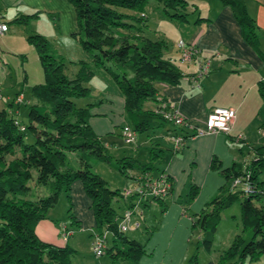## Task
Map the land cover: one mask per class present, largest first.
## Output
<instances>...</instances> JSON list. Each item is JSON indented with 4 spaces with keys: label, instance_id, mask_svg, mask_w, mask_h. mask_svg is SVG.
<instances>
[{
    "label": "trees",
    "instance_id": "obj_1",
    "mask_svg": "<svg viewBox=\"0 0 264 264\" xmlns=\"http://www.w3.org/2000/svg\"><path fill=\"white\" fill-rule=\"evenodd\" d=\"M66 1L74 7L79 34L83 36L80 38L83 49L93 53L91 63L108 74L123 96L124 111L131 124L128 127L138 135L170 124L160 113L142 107L146 102H154L157 110H168L167 101L157 98L156 83L176 86L184 74L176 59L164 55V41L144 36L148 23L145 10L151 1H155L163 6L169 19L188 23V1ZM218 1L230 8L244 41L264 63V53L245 1ZM120 9L132 14L122 13ZM32 17L37 14L21 16L13 23L26 25ZM199 21L201 19L197 18L196 22ZM27 43L39 58L43 83L32 88L36 103L29 109L27 127L15 118H6L4 112L0 113V264H71L70 258L76 251L68 245L60 247L41 241L35 228L48 218L49 210L58 203L61 193L72 205L70 192L76 182L82 184L91 202L95 233L107 235L104 252L111 262H138L146 255L144 244L118 228L123 215H118L114 204L124 195L118 190H110L102 178L90 171V160L112 163L109 151L89 124L92 116L89 107H77L74 103V99L89 96L90 89L86 84L94 78V72L89 65L80 62L75 77L68 78L64 74L63 59L49 54L45 37L34 34L27 37ZM214 56L198 51L200 62H211ZM258 92L264 105V82L258 84ZM27 130L34 135L33 144L24 142ZM16 147L20 148L21 156L7 163L5 156H14ZM68 153L76 155L80 164L78 169L68 165ZM115 165L126 178L134 169L141 171L142 176L153 169L151 164H140L128 157L117 160ZM210 168L219 171L220 162L213 158ZM32 169L37 171V184L48 190V196L38 199L18 197L19 193L30 189L27 182L32 179ZM263 171L264 146H261L252 149L248 160L221 171L226 184L199 214H193L194 225L203 235L200 249L210 252L221 211L234 203L241 206L243 232L251 231V234L237 235L230 247L219 254L216 264H243L245 261L251 264L264 255V208L254 204L264 197V182L259 181ZM165 178L171 184L170 179ZM236 180L244 189L235 191L233 183ZM197 194L198 189L192 188L188 201H193ZM148 201L163 208L167 206L165 198H150ZM132 206L130 204L127 209L131 210ZM108 236L111 237L110 247L107 246Z\"/></svg>",
    "mask_w": 264,
    "mask_h": 264
},
{
    "label": "crops",
    "instance_id": "obj_2",
    "mask_svg": "<svg viewBox=\"0 0 264 264\" xmlns=\"http://www.w3.org/2000/svg\"><path fill=\"white\" fill-rule=\"evenodd\" d=\"M244 1L246 10L254 21L260 49L264 53V0ZM210 12L211 10L204 16L199 15L201 19L199 22H196L198 17L194 20L189 17L188 23H180L178 26V41L193 46L203 54L215 55L210 62L207 75L198 78L197 83L191 81L192 77L189 76L197 74L198 63H190L186 71H183L180 65L185 64L178 63L180 54L177 51V58L170 57L177 60L184 74L183 79L176 86L156 83L157 98H163L168 106L177 109L187 126L166 125L160 128L162 132H154L153 136L141 140L139 144L137 137L134 143H125V145H135V154L140 151V147L144 146L142 149L146 150L149 142L157 145L156 155L161 160L162 167L158 169V174L154 175L151 172L148 174L155 178L168 177L172 188L171 193L165 197L167 206L163 208L156 203L159 206L158 210L153 208L154 203H150L149 198L137 196L147 205H143V211L136 208L140 210V218L134 217L135 230L129 228L134 233V237L130 238L144 244L146 255L133 264H188L194 255L197 260L199 258L198 261L202 260L201 264H216L221 250H226L236 235V231L230 227L224 243L218 248L214 246V239L212 250L206 252L200 249L203 235L201 230L194 231L199 227L194 225L192 216L199 214L226 184L221 171L230 169L234 164L242 163L251 157V152L248 157L245 156L244 146L250 147L251 151L253 148L261 147V145L253 147L251 141L255 139L254 135L259 133V130H264V127L262 128L264 105L258 92V84L264 82V63L255 50L244 41L241 28L230 8L217 6L212 13ZM0 13L8 24V32L0 37L1 41L7 50L16 54H23L22 52L32 48L27 43V37L31 35L38 34L47 38L45 32L57 27L59 33L65 36L76 31L75 10L65 0H0ZM34 14H37V17L30 18L26 25L14 23L23 27V30H19L18 26L16 30H11V23L16 19ZM16 39L21 42L18 50L14 45ZM89 89V97L94 99L93 103L88 105L92 115L89 124L103 140V134L112 135L113 127L117 126L112 120L115 114L114 102L109 92L97 91L92 86ZM120 100L123 101L124 110V100L123 98ZM155 106L156 103L152 102L151 108L147 110L152 111ZM214 108L235 111L230 132L199 134L205 129L207 116ZM176 135L184 139V145L177 151L174 150L172 141V137ZM239 135L245 137L243 142L235 141ZM119 136L122 139L121 131ZM104 143L108 151L110 144L114 146V143ZM240 156L244 158L243 161L239 160ZM144 158L137 159L135 155L132 159L145 164ZM213 158L220 162L219 171L210 168ZM130 177L138 188L139 181L143 177L141 171L140 176L130 175ZM79 183H74L71 188L72 209L75 222L82 231L90 233L89 240L85 238L84 241L89 251L92 247V231L95 232V220L91 202L85 195L82 184ZM192 188H197L198 194L193 201H188V194ZM132 207L135 208L134 205ZM151 213L150 218L145 216ZM35 232L45 243L60 247L68 245L75 251L82 241L81 234H74L72 229L71 234L65 238V234L69 232L67 224L64 223L59 227L49 218L40 221L36 225ZM138 236L143 239H137ZM107 240V246L110 247L111 237L108 236ZM262 258L256 264H264ZM198 261L197 264H200Z\"/></svg>",
    "mask_w": 264,
    "mask_h": 264
},
{
    "label": "rangeland",
    "instance_id": "obj_3",
    "mask_svg": "<svg viewBox=\"0 0 264 264\" xmlns=\"http://www.w3.org/2000/svg\"><path fill=\"white\" fill-rule=\"evenodd\" d=\"M66 1V0H65ZM187 14L188 18L190 17L192 20L195 18H199V15L204 16L206 13L211 10L216 9L217 6H223L218 0H187ZM74 10V7L66 1ZM120 12L132 14V12L120 9ZM146 16L148 19L147 28L144 30V36L156 40V41H164L166 44V49L164 50V55L167 57H175L177 54V44L179 39V31L178 26L180 23L174 20L169 19L164 10L163 6L156 3L155 1H151L146 7ZM75 28L76 31L71 33L69 36H65L63 33H59L58 27L55 29H47L49 32H45L47 38L49 54L54 55L56 57L62 58L64 61V74L68 78H74L75 74L79 70L80 62H84L90 66L92 71L94 72V78L86 84L87 88H96L98 90H105L109 92L112 96V100L114 102V116L112 120L115 122V126L112 129V135L103 134V141L106 143H114V146L110 144V151L108 152L111 156L112 163H106L98 160H90V171L102 178L106 183L107 187L114 191L118 190L122 194H126L127 191L132 193L131 196L124 197L120 199L118 203H115L114 206L118 215L122 216L128 209L127 206L133 204L135 208H140L143 211V205L147 203L143 201L140 204V199L136 196V191L138 190L136 182L131 179V177L126 178L124 175L120 173L118 168H116L117 160L121 159L123 156H127L129 158L135 157L137 155V159L144 158L145 155V164H151L153 169L150 171L154 175L158 174V169L162 167L161 160L157 157L158 146L154 143H148L149 146L146 150L140 147V151L135 154L134 148L135 145H125L123 138L121 139L119 136L120 131L122 132V127L130 126V120L127 117L126 112H124L123 101L120 100L123 98L120 90L114 84L112 79L108 76V74L102 69L93 66L91 63L93 53L90 51H86L83 49L80 38L83 39L82 34H79V27L77 23V17H75ZM16 26L14 23H11V30H16ZM19 30H23V27H17ZM27 30V29H26ZM14 45L17 50L20 47L21 42L16 39L14 40ZM178 41V42H177ZM29 50V51H28ZM27 52H22L23 54H16L11 50H7V48L3 45V42L0 38V113L4 112L6 118H15L19 121L20 124L27 127L29 124L28 116L29 109L33 106L36 101L32 96V88L35 85L43 83V72L39 62V58L36 55L33 48L28 49ZM21 51V50H20ZM177 58V56H176ZM179 63V62H178ZM183 71H186V68L189 64L180 65ZM107 82H106V80ZM117 95V96H116ZM93 96V95H92ZM94 101L93 98H80L74 99V103L77 107H88L89 104H92ZM122 101V102H121ZM152 106V102H146L142 109L147 110ZM125 113V114H124ZM263 116V115H262ZM264 120V118H263ZM171 125V124H168ZM162 129H157L155 131H150L148 133L138 134L137 144L140 143L141 140H147L150 136H153L154 132H162ZM256 133V131H255ZM264 130H259V133L254 135L256 141H251V144L264 146ZM258 135V140H257ZM263 136V138H262ZM136 139V138H135ZM24 142L26 144L34 143V135L30 131L25 132ZM134 143V142H133ZM174 148V143H173ZM245 156H249L251 152L250 147L244 146ZM251 155V154H250ZM21 156V150L19 147L14 149V156H5V161L8 163L15 157ZM68 165L74 169H78L80 167L79 161L75 154L68 153ZM243 157H239L240 161H243ZM129 175L131 176H140V171L134 169L129 171ZM37 179V171L32 169V179L27 182V186L30 188L26 192H21L18 194V197L24 199H38L40 197L48 196V190L36 182ZM259 181L264 182V171L259 175ZM80 184V183H79ZM244 189L243 185H237L235 191H239ZM264 189V188H263ZM256 206H262L264 208V197L258 202H254ZM153 208L158 210V205L154 203L152 205ZM133 209V208H132ZM140 210H133V216L130 220V230H135V226L133 223L134 217L135 219L140 218ZM74 210L72 209V205L66 199L65 194L61 193L59 195L58 203L49 210L47 217L57 224L59 227H62L64 223L68 226V231L72 229L74 234H81V243L79 248L76 250L75 254L70 258L71 264H133L132 261L128 260H118L116 262H111L110 257L104 252L102 256L95 257L93 255L92 247L88 251L85 246V238L89 240L90 233H87L85 230L79 227V224L75 222V217L73 215ZM152 215H145L150 218ZM220 221L217 225V229L214 233L213 242L214 246L218 247L224 243L226 237L229 234L230 227L233 228V231H236V235L247 234L250 235L251 231L243 232L242 228V215H241V206L239 203L232 204L229 208L224 209L220 213ZM152 220V218H151ZM226 220V221H225ZM127 231L126 235L128 237H134V233L132 231ZM200 229L194 230L198 232ZM143 232V231H142ZM95 232L92 231V237ZM217 233V235H216ZM71 234V232H70ZM216 236V237H215ZM136 237V236H135ZM234 237V238H235ZM143 239L141 237H137V239ZM195 238V236L193 237ZM233 238V239H234ZM231 240V243L233 242ZM229 244L228 248L230 247ZM70 247V246H69ZM227 248V249H228ZM226 249V250H227ZM226 250H221L226 251ZM220 252V253H221ZM262 258V257H261ZM199 260V258H198ZM197 258H191L188 264H194V262L198 261ZM264 260V257L261 259ZM202 262V260L200 259ZM198 263L201 264V262ZM243 264H250L248 262H244ZM256 264V262L252 263Z\"/></svg>",
    "mask_w": 264,
    "mask_h": 264
},
{
    "label": "built area",
    "instance_id": "obj_4",
    "mask_svg": "<svg viewBox=\"0 0 264 264\" xmlns=\"http://www.w3.org/2000/svg\"><path fill=\"white\" fill-rule=\"evenodd\" d=\"M8 32V24L4 21L2 14L0 13V37L4 36ZM177 49L179 51V63L181 64H190L197 62L198 63V72L190 80L194 83H197L198 78L207 75L210 61L206 60L205 62H200L198 60V51L191 45H187L182 41H179L177 44ZM169 109L166 111H159L156 108L154 112L160 113L165 120L175 127H185L187 126L186 121L181 116L179 111L174 107L168 106ZM235 119V111L232 109L226 108H214L207 116L205 122V129L199 134H216L224 133L228 134L231 130V125ZM24 128H21L23 131ZM121 136L126 144H132L135 142L136 134L130 127L122 128ZM245 137L239 135L235 138L236 142H243ZM172 141L174 143V150L177 151L182 145H184V139L182 136H173ZM142 179V180H141ZM140 180L138 190L136 191V196H142L147 198H165L169 195L171 184L166 180L165 176L153 177L150 174H145ZM240 185L239 181L236 180L233 183V186L236 187ZM124 195V194H123ZM132 193L127 191L124 197L131 196ZM148 200V199H147ZM142 203V200H140ZM133 210L136 208L133 207L131 210H127L123 217L119 220L118 228L121 232L126 233L129 230L130 220L133 216ZM138 226V224L136 225ZM70 235V232L65 234V238ZM106 234L99 236L94 233L92 237V250L95 257H100L104 253L106 245Z\"/></svg>",
    "mask_w": 264,
    "mask_h": 264
}]
</instances>
